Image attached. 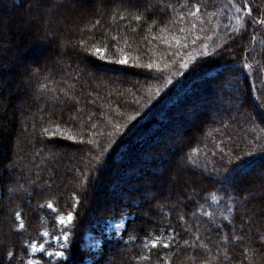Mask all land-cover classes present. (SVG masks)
<instances>
[{
  "label": "trees",
  "instance_id": "1",
  "mask_svg": "<svg viewBox=\"0 0 264 264\" xmlns=\"http://www.w3.org/2000/svg\"><path fill=\"white\" fill-rule=\"evenodd\" d=\"M28 1L0 0V9L9 4L25 15ZM84 3L90 22L59 34L57 61L53 53L48 64H35L40 19L30 22L36 32L21 33L15 43L11 36L0 54V75L18 76L27 91L7 97L0 88V243L14 253L12 264H165L170 257L172 264H205V257L207 264H264V164L219 182L234 167L227 156L221 162V149L235 162L257 137L264 142V106L257 100L264 93V25L255 23L264 20V0ZM232 3H247L251 16L237 14ZM193 4L201 8L196 17ZM15 12L0 23L11 25ZM219 44L229 50L201 56L205 45L212 53ZM117 49L128 64L109 62L119 58ZM27 57L35 63L13 70ZM137 58L163 71L139 67ZM242 62L252 68L237 76ZM180 164L191 181L171 189L158 174ZM68 214L73 219L62 228L58 219ZM122 218L119 233H102L107 221ZM62 232L64 259L46 255ZM87 232L100 238L97 251L84 247ZM161 233L172 247L151 249ZM32 245L44 250L33 252Z\"/></svg>",
  "mask_w": 264,
  "mask_h": 264
},
{
  "label": "rangeland",
  "instance_id": "2",
  "mask_svg": "<svg viewBox=\"0 0 264 264\" xmlns=\"http://www.w3.org/2000/svg\"><path fill=\"white\" fill-rule=\"evenodd\" d=\"M105 1V0H104ZM121 1H130V0H121ZM28 10L26 11L25 15H23V9L22 11L20 9H15L13 7H10L9 4L4 5L3 8L0 9V17H10L12 12H15V19H13L12 26L8 22L7 25H3L0 23V54H5L9 48L10 37L12 36V41L15 43L18 41V37L21 33H25L26 31L30 32H36L37 29H34L32 26H30V22L37 21V19H40L41 21V27H40V33L32 34L35 39L36 44L34 46V51L36 57H38V62H32L31 60L27 59L23 61L17 62L13 68V70H16V72H20L26 68H29L33 63L37 65L45 64L49 61V58L52 57L53 53H56V56L52 57L51 59L53 61H57L59 58V52L58 46H57V39L59 37V34L65 30V28L68 27H75L76 30L79 29L80 26H87L90 22V17L87 16L86 13H82L84 11V0H51L50 2L46 3V0H29L28 1ZM87 11V10H86ZM89 13V12H88ZM99 13V12H98ZM90 15V14H88ZM93 16L97 17L99 14H93ZM8 19V18H7ZM28 32V33H30ZM31 36V35H30ZM32 37V36H31ZM46 45L48 47L47 49L40 50V45ZM39 51V52H38ZM51 60V61H52ZM48 64V63H47ZM46 64V65H47ZM9 83V85L7 84ZM20 83V84H19ZM8 85V86H7ZM24 86V87H23ZM26 84H22L21 81H19L18 76L16 75H0V88L4 91L5 96H9L12 93H26L27 91L25 89ZM21 102L18 101L17 105ZM21 105V104H20ZM0 111H4V107H0ZM168 186H162L160 185V189L158 190H165V192L168 194L170 192V189L167 188ZM145 194H149L148 191H146ZM68 216V215H67ZM67 216H63L65 218V223L61 224L60 218L58 219V223H60L63 227H66L70 222L67 220ZM122 222L125 224V219H119V220H109L104 225H102V233H105L106 235H111L112 233H119V231H116L112 225L115 223ZM65 236H67L68 240V234L65 232H62L60 235L55 236L52 238L51 242V250L47 252L46 255H48L49 252L55 253L57 251H61L62 249L67 246V240H65ZM1 237V234H0ZM101 240L98 236L91 232H87L84 235V247H86L89 251H97L100 246ZM41 245L36 246L35 251L37 252L41 250ZM33 250V249H32ZM89 259H86V263L88 264Z\"/></svg>",
  "mask_w": 264,
  "mask_h": 264
},
{
  "label": "snow or ice",
  "instance_id": "3",
  "mask_svg": "<svg viewBox=\"0 0 264 264\" xmlns=\"http://www.w3.org/2000/svg\"><path fill=\"white\" fill-rule=\"evenodd\" d=\"M230 2H231V0H230ZM231 6L233 8H235V12L237 14L241 13L242 11L247 10V14L249 16H251V9L249 8L247 3L243 4L242 6H237L235 3H232ZM200 12H201L200 6L193 4L191 9H190V15H192L193 17H196L200 14ZM121 19H123V17H121ZM135 19L139 20L140 17L136 16ZM96 23L98 24L99 21H97ZM240 23H241V19L238 17L237 18V24H240ZM255 23L264 25V20H257V21H255ZM195 27H196L195 25H192V29H195ZM180 31L184 32L185 29L181 28ZM112 39L115 40L116 37H113ZM199 39H201V38L199 36H196L192 41L193 44H195L196 40H199ZM175 43H176L177 47L181 46V41L179 38L175 39ZM225 43H227V42H225ZM168 46L171 47V44L169 43ZM183 46L187 47L186 44ZM221 49L224 51L229 50V49L225 48V44H219V45H217V48L214 52L209 53L208 45H205L203 51L201 52V56L207 57L210 54L213 56H218V55H220ZM117 51L121 53L119 58L114 60V61H109V62L121 64V65L128 64L130 57L123 53V49H117ZM94 52H95V54H97L99 56V58L101 60H103L105 58L101 52V48L94 47ZM246 60H247V57L245 58V61ZM137 66L146 67L149 70L155 68L157 71H163V69L160 68V65L158 63H155V62L148 63L147 65L139 64L138 58H137ZM181 67L187 69L189 67V65L187 62H184L181 64ZM198 67H200L199 63L194 64L193 70H195ZM238 67H239L240 71L237 73V76H243L246 72H248L252 68V65L247 63V62H242ZM233 70L235 71V67ZM32 75H36V73H32ZM167 83L171 84L172 81L168 80ZM257 100L260 102L261 106H264V93L257 96ZM131 119H135V117H131ZM93 127H95V125H93ZM117 131H119L118 128H117ZM221 153H222L221 162H223L224 157L227 156L228 157V161H227L228 164L231 165L234 163V167L231 168L230 172L223 178V180L219 181L221 184H226V182L229 181V179L233 173H241V174L242 173H249L250 174L252 171H254L256 169L258 164H264V142H262L259 137H257L256 140L253 142V144H251L249 146V148H248L247 152L244 154V156H240L239 154H237V156L235 158V162L233 161V157H232L231 152L224 153L223 149H221ZM213 155H215V154H213ZM257 155L260 157L259 160L257 159ZM187 160L189 163H191L192 167H194V168L199 167L198 165H195L192 162V158L190 156L187 158ZM214 171H215V169H214ZM158 175H159V179L162 182L167 183L171 189H178V188L182 187L183 185L188 184L191 181V177L187 175V169H186L184 164L177 165L176 168L172 169L171 171H161V172H159ZM225 190H227V188H225ZM193 191H195V190H193ZM188 198L192 199L193 198L192 194H189ZM212 200L214 203H219V201L216 199L215 196L212 197ZM201 207H203V206H201ZM48 208L52 209L53 211L56 210L51 203L48 204ZM228 211H231V206L228 207ZM204 214L209 216V217H211L213 215L212 213H204ZM221 215H223V212H221ZM15 218H16V220L21 219V213L19 211L15 212ZM223 218L225 220L229 219L228 216H223ZM72 219H73L72 215L68 214L67 220L70 222ZM180 219L183 220V217L181 216ZM59 222L61 224H64L65 218L60 217ZM23 227H24L23 223H20V228L23 229ZM112 227L116 231H119L122 228H124V224L122 222L115 223L112 225ZM215 227L217 229H219L220 225L216 224ZM44 235H47V233H45ZM162 236H163V233H161L160 236H158L157 238H155L151 241V244H150L151 249H156L160 246H162L164 248L172 247V245L170 243H167V242L162 243ZM196 239L199 240L200 237L197 236ZM236 239L242 240L243 238L237 236ZM262 239H264V237H262ZM65 240H67V236H65ZM223 242L226 244L228 242V238L225 237ZM145 247H149V245L145 244ZM185 247L195 249L197 247V245L195 243H189L188 241H185ZM199 247L201 249L206 250V246L204 244H200ZM35 248H36V246L32 245L33 251H35ZM43 250H44L43 247H41V251H43ZM48 255L49 256L54 255L58 258L64 259V252H61V251H57L55 253L49 252ZM225 257H227L226 252H225ZM142 259L147 260V259H149V257L143 256ZM14 260H15L14 253L5 244L0 243V264H12V262ZM21 264H22V261H21ZM28 264H38V262L29 260ZM165 264H172L171 257L165 262ZM205 264H207V258L206 257H205Z\"/></svg>",
  "mask_w": 264,
  "mask_h": 264
},
{
  "label": "bare ground",
  "instance_id": "4",
  "mask_svg": "<svg viewBox=\"0 0 264 264\" xmlns=\"http://www.w3.org/2000/svg\"><path fill=\"white\" fill-rule=\"evenodd\" d=\"M21 40H22V39H21ZM21 40L18 39V41H20V42H21Z\"/></svg>",
  "mask_w": 264,
  "mask_h": 264
}]
</instances>
